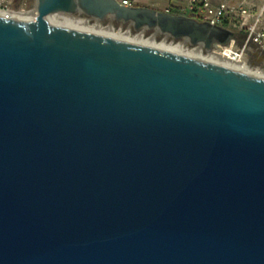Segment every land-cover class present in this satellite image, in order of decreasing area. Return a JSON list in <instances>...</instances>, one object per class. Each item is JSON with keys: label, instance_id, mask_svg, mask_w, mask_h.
Returning <instances> with one entry per match:
<instances>
[{"label": "water", "instance_id": "1", "mask_svg": "<svg viewBox=\"0 0 264 264\" xmlns=\"http://www.w3.org/2000/svg\"><path fill=\"white\" fill-rule=\"evenodd\" d=\"M58 12L235 37L118 0L1 14L0 264H264V78Z\"/></svg>", "mask_w": 264, "mask_h": 264}, {"label": "built area", "instance_id": "2", "mask_svg": "<svg viewBox=\"0 0 264 264\" xmlns=\"http://www.w3.org/2000/svg\"><path fill=\"white\" fill-rule=\"evenodd\" d=\"M123 5H133V0H118ZM188 11L194 17L225 26L231 30L235 27L244 31L241 45H235L232 39L228 45H218L202 53L211 57L215 53L237 60L240 69L264 78V0H188ZM12 0H6L5 3ZM2 4L3 15L14 17L20 12ZM35 9V8H34ZM169 11V9H166ZM234 31V30H233ZM235 32V31H234ZM252 46V47H251ZM250 48V54L246 51Z\"/></svg>", "mask_w": 264, "mask_h": 264}, {"label": "bare ground", "instance_id": "3", "mask_svg": "<svg viewBox=\"0 0 264 264\" xmlns=\"http://www.w3.org/2000/svg\"><path fill=\"white\" fill-rule=\"evenodd\" d=\"M1 14H3V11L0 9V15ZM13 16L15 18L22 19V20H32L35 18V9H33L32 11H24L23 10V11L14 13ZM50 16L53 17L54 19H56L58 22H61V23L74 24V25H77V26H80L83 28L93 30V31L101 33V34L110 35V36H114V37H118V38H122V39H128V40H132V41H136V42H141V43L149 45V46L162 47L165 49H169V50H172L175 52H179V53H183V54L192 56L194 58L207 59V60L222 64V65L234 68V69H240L237 60H233V59H231L227 56H224L222 54L215 53L211 57H205L202 53V48L200 45L198 47H194L191 50H188L187 48H185L183 46V43H178L175 45H170V44L166 45L165 40H163L160 44H156L154 35L150 36L147 39H143V33L142 32H139L137 34L136 38H130L129 30L125 31L122 34L121 33H114L112 23H109V24H106L105 26H103L100 21H96L95 24L90 25L89 20L87 18H81L79 16H75L73 14L64 13V12L53 13ZM114 29H115V27H114Z\"/></svg>", "mask_w": 264, "mask_h": 264}, {"label": "rangeland", "instance_id": "4", "mask_svg": "<svg viewBox=\"0 0 264 264\" xmlns=\"http://www.w3.org/2000/svg\"><path fill=\"white\" fill-rule=\"evenodd\" d=\"M5 1L6 0H2L3 5L7 4V2L5 3ZM150 4L153 5V8L164 10V8L169 4V0H150ZM7 5L10 7V9L15 10V11H23V10L24 11H32L35 8V0H12V2L7 4ZM184 12L187 15L189 14V11H184ZM72 14L75 16H79L81 18H87L89 20L90 25H93L96 23V21H99V20H95L93 18H90L89 16H87L84 13L75 12ZM100 22L103 26H105L106 24L112 23L114 33H121L122 34L125 31L129 30L130 38H136L137 34L139 32H142L143 33V39H147L150 36L154 35L156 44H160L163 40H165L166 45H169V44L175 45L178 43H183V46L185 48H187L188 50H191L194 47L199 46V45H191L188 42L184 43L182 39H173L172 37L166 36L165 34H162L160 32H155L154 29L145 28L141 31H136L131 24L120 22V21L118 22V21H115L111 18H106L105 20H102ZM114 27H115V29H114ZM233 30L235 31V37H234L236 39L235 45H241L243 38H244V35H243L244 31L237 28V27H235ZM250 48L248 47L246 50L249 54H250ZM203 52L205 53V49H203Z\"/></svg>", "mask_w": 264, "mask_h": 264}, {"label": "crops", "instance_id": "5", "mask_svg": "<svg viewBox=\"0 0 264 264\" xmlns=\"http://www.w3.org/2000/svg\"><path fill=\"white\" fill-rule=\"evenodd\" d=\"M133 3H134L133 5H145V6L153 7V5L150 4V0H133ZM188 5H189L188 0H169V4L164 8V10L175 7L180 10L188 11Z\"/></svg>", "mask_w": 264, "mask_h": 264}, {"label": "trees", "instance_id": "6", "mask_svg": "<svg viewBox=\"0 0 264 264\" xmlns=\"http://www.w3.org/2000/svg\"><path fill=\"white\" fill-rule=\"evenodd\" d=\"M169 12H171V13H182V14H186L185 12H184V10H180V9H178V8H175V7H172V8H170L169 9ZM187 15V14H186ZM188 15H190V16H193L192 14H188ZM198 18V17H197ZM199 20H201L200 18H198Z\"/></svg>", "mask_w": 264, "mask_h": 264}]
</instances>
